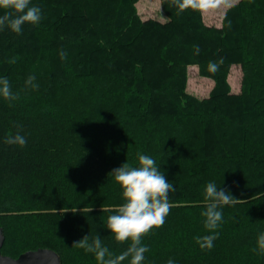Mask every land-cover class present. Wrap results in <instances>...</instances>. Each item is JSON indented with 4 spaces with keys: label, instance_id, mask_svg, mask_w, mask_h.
I'll return each mask as SVG.
<instances>
[{
    "label": "trees",
    "instance_id": "1",
    "mask_svg": "<svg viewBox=\"0 0 264 264\" xmlns=\"http://www.w3.org/2000/svg\"><path fill=\"white\" fill-rule=\"evenodd\" d=\"M139 1L31 0L39 24L0 29V78L19 93L0 97L2 254L50 249L62 264H98L72 247L86 235L125 251L130 242L107 229L124 203L109 174L138 166L142 153L175 188L166 222L142 240L143 264H264V0H238L220 28L175 0H160L165 22L144 21ZM195 65L215 83L206 98L188 93ZM29 76L38 89L26 87ZM17 132L23 148L4 143ZM211 181L238 201L222 207L218 239L202 250L195 238L210 234L201 213Z\"/></svg>",
    "mask_w": 264,
    "mask_h": 264
},
{
    "label": "clouds",
    "instance_id": "2",
    "mask_svg": "<svg viewBox=\"0 0 264 264\" xmlns=\"http://www.w3.org/2000/svg\"><path fill=\"white\" fill-rule=\"evenodd\" d=\"M175 2L180 10L188 8L206 10L216 7L220 0ZM30 5L31 0H0V9L4 10V14L0 16V29L7 27L12 32L21 34L25 24H39L42 20V11L38 6ZM60 56L61 59H65L66 53L61 50ZM208 69L215 72L218 70V64L210 61ZM26 87L38 89L39 85L33 76H29ZM0 97L8 101L19 98V93H13L11 83L6 77L0 78ZM4 143L23 148L27 144V138L17 132L14 136H8ZM137 155L138 166L126 162L109 174L121 187L124 203L118 207L116 214L108 217L107 229L117 242L121 244L130 242L128 248L118 255L114 254L103 244L99 235L95 237L86 235L73 243L72 247L93 253L98 264H123L126 260L129 264H143L145 253L150 250L142 243L143 238L153 229L163 226L173 207L169 201V193L175 191L173 183L167 180L153 158L142 153ZM204 199L206 208L201 215L204 217V227L210 234L198 236L195 240L202 250H211L219 236L217 229L223 223L222 207L231 205L238 199L223 188H218L214 181L205 185ZM257 247L260 253H264V233L257 237ZM168 264H175V261L169 259Z\"/></svg>",
    "mask_w": 264,
    "mask_h": 264
},
{
    "label": "rangeland",
    "instance_id": "3",
    "mask_svg": "<svg viewBox=\"0 0 264 264\" xmlns=\"http://www.w3.org/2000/svg\"><path fill=\"white\" fill-rule=\"evenodd\" d=\"M237 3L238 0H220V3L216 7L203 10L205 24L218 28L222 27L226 12ZM137 8L139 15L144 21L154 19L165 22L167 20L162 12L160 0H140ZM188 75V93L200 98L208 97L215 86L213 80L201 77L199 75V68L196 65L188 68ZM241 79L242 72L240 67L234 66L229 76V83L234 94L240 92Z\"/></svg>",
    "mask_w": 264,
    "mask_h": 264
},
{
    "label": "water",
    "instance_id": "4",
    "mask_svg": "<svg viewBox=\"0 0 264 264\" xmlns=\"http://www.w3.org/2000/svg\"><path fill=\"white\" fill-rule=\"evenodd\" d=\"M5 243L3 228H0V264H62L61 257L50 249H39L22 254L17 259L2 254Z\"/></svg>",
    "mask_w": 264,
    "mask_h": 264
}]
</instances>
